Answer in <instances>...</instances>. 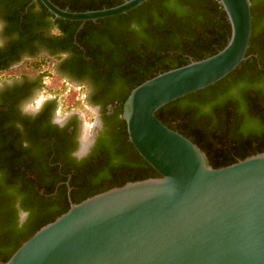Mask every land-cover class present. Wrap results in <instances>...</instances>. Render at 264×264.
Listing matches in <instances>:
<instances>
[{
  "label": "water",
  "instance_id": "1",
  "mask_svg": "<svg viewBox=\"0 0 264 264\" xmlns=\"http://www.w3.org/2000/svg\"><path fill=\"white\" fill-rule=\"evenodd\" d=\"M38 1L56 19L85 23L149 0L85 12ZM216 1L230 25L226 45L144 81L122 106L128 142L158 177L71 203L0 264H264V152L213 168L201 148L155 115L223 80L248 58L250 0Z\"/></svg>",
  "mask_w": 264,
  "mask_h": 264
},
{
  "label": "trees",
  "instance_id": "2",
  "mask_svg": "<svg viewBox=\"0 0 264 264\" xmlns=\"http://www.w3.org/2000/svg\"><path fill=\"white\" fill-rule=\"evenodd\" d=\"M50 1L60 9L68 6V11L84 12L81 0ZM122 2L107 6L105 0L88 10L107 9ZM250 2L252 33L246 53L248 58L223 80L176 100L155 114L163 124L206 152L214 168L229 166L264 152V0ZM41 8L45 17L55 19L57 26L54 28V37L65 35L63 39L66 44H74L75 40L79 45H74L80 48L82 32H75L79 23L56 19L43 5ZM107 24L112 25L107 26L110 49L107 52L99 51L105 57L103 64L107 66L102 67L96 60L91 63L93 68L100 71L98 76L101 71H105L102 73L107 79L103 80L105 88L112 87L115 80L122 87L120 96L113 98L120 105H116L110 117L106 116L103 108L104 118L110 122L114 121L111 118H118L122 114L123 103L132 89L160 73L184 66L191 60L197 61L216 54L226 45L230 36V25L216 0H149L124 15L108 18ZM73 25L72 32H69L66 26ZM92 57L86 51L79 60L90 58L91 61ZM49 61L44 58L29 65L40 69ZM11 103L7 99L0 103V208L6 200H11L13 192L23 198L30 185L36 184V181L27 177L31 174V167L28 163V150L20 145L19 131L13 126H6L11 119L7 111ZM115 122L116 127L113 129L112 125L113 131L110 134L114 142L107 153L110 160L107 165L116 174L110 177L112 182L109 185L90 191L78 203L127 182L158 177L157 172L128 142L125 122L119 118ZM30 138L41 139L35 134H31ZM216 144L220 145L219 149ZM58 163L57 158L52 157L48 164L58 166ZM40 189L34 193L38 201L44 199V195L39 193ZM46 192L48 190L44 194ZM67 210L51 214L50 218L41 214L40 210L37 213L33 210L34 227L30 233L0 234V261H7L39 228Z\"/></svg>",
  "mask_w": 264,
  "mask_h": 264
},
{
  "label": "flooded vegetation",
  "instance_id": "3",
  "mask_svg": "<svg viewBox=\"0 0 264 264\" xmlns=\"http://www.w3.org/2000/svg\"><path fill=\"white\" fill-rule=\"evenodd\" d=\"M103 1L105 0H81L82 11H95L88 9ZM121 1L124 0H107V6ZM40 4L38 0H0V68H4L0 72L22 60L32 63L47 58L49 62H55L53 66L65 79L66 84L81 86L78 90L83 89L87 96V105L95 111L93 120L87 127L86 137L83 138L82 114L73 112L58 119L55 116L54 101L44 102L37 109L26 107V102L38 89L37 80L22 77L12 83L0 85V103L6 99L12 102L10 109H6L11 118L6 126H13L19 131L20 145L28 150V163L31 167V174L27 177L36 181V184L30 185L23 198L17 192H13L11 200L2 203L0 234L30 233L34 227L33 210L36 213L40 210L41 214H46L50 218L51 214L69 209L71 203H78L90 191L109 185L112 182L110 177L116 174L107 165L110 161L107 153L114 142L110 136L113 131L112 125L114 129L115 120L122 118L120 115L118 118H111L110 120L114 121L110 122L104 118L102 112L104 108L106 116L110 117L116 105H120V102L113 98L120 96L122 87L117 80H113L114 85L109 89L105 88L103 80L107 79L102 74L105 71H101V75L98 76L97 73L100 71L96 67L93 68L91 63L96 60L104 67L105 57L99 54V51L107 52V49H110L107 26L112 25L107 24L108 18L85 23L76 22L79 23L76 34L82 32V45L77 49L74 44L78 43L75 40L74 44H66L63 39L65 35L60 38L54 37V28L57 26L55 19L45 17ZM66 27L72 32L74 25ZM85 49L93 55L91 61L90 58L79 60L85 55ZM31 134L41 139L33 140L30 138ZM215 146L220 148L218 144ZM204 153L207 156V153ZM52 157L57 158L58 166L48 164ZM68 172L70 173L67 174ZM88 172L91 174L88 175ZM39 187L41 188L39 193L44 195L42 201L34 197ZM45 190H48L46 194ZM18 201L24 210L30 212L22 228L18 224L16 207Z\"/></svg>",
  "mask_w": 264,
  "mask_h": 264
},
{
  "label": "rangeland",
  "instance_id": "4",
  "mask_svg": "<svg viewBox=\"0 0 264 264\" xmlns=\"http://www.w3.org/2000/svg\"><path fill=\"white\" fill-rule=\"evenodd\" d=\"M54 63V61L48 62L43 64L40 69H34L26 60H22L6 71L0 72V85L12 83V81L22 77L37 80L38 89L32 98L26 102V107L37 109L44 102L54 101L55 116L58 119H62L73 112L82 114V135L85 138L86 132H88L87 127L93 120L95 109L87 105L86 93L83 89L78 90L81 86L66 84L65 79L58 74L53 66Z\"/></svg>",
  "mask_w": 264,
  "mask_h": 264
},
{
  "label": "clouds",
  "instance_id": "5",
  "mask_svg": "<svg viewBox=\"0 0 264 264\" xmlns=\"http://www.w3.org/2000/svg\"><path fill=\"white\" fill-rule=\"evenodd\" d=\"M74 155H78V153H74ZM16 207H17V215H18V224H19V227L22 228L24 223L27 221L30 215V212L24 210L23 207H21V204L19 201L17 202Z\"/></svg>",
  "mask_w": 264,
  "mask_h": 264
}]
</instances>
